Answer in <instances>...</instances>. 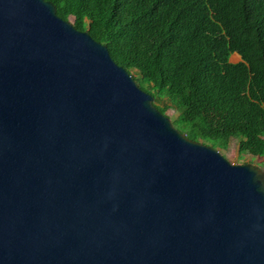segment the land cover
I'll list each match as a JSON object with an SVG mask.
<instances>
[{
	"label": "water",
	"instance_id": "95a60500",
	"mask_svg": "<svg viewBox=\"0 0 264 264\" xmlns=\"http://www.w3.org/2000/svg\"><path fill=\"white\" fill-rule=\"evenodd\" d=\"M154 99L51 0H0V264H264V169Z\"/></svg>",
	"mask_w": 264,
	"mask_h": 264
},
{
	"label": "trees",
	"instance_id": "16d2710c",
	"mask_svg": "<svg viewBox=\"0 0 264 264\" xmlns=\"http://www.w3.org/2000/svg\"><path fill=\"white\" fill-rule=\"evenodd\" d=\"M51 1L137 72L159 110L176 105L187 137L264 156V0Z\"/></svg>",
	"mask_w": 264,
	"mask_h": 264
},
{
	"label": "rangeland",
	"instance_id": "374dc122",
	"mask_svg": "<svg viewBox=\"0 0 264 264\" xmlns=\"http://www.w3.org/2000/svg\"><path fill=\"white\" fill-rule=\"evenodd\" d=\"M71 20V19H70ZM72 21V20H71ZM73 22V21H72ZM232 60H240V56L238 53H235L232 56ZM134 76L137 75V72L134 71V73H132ZM148 85L149 84H145ZM155 101V100H154ZM157 104L159 105H164V104H169L171 105L170 108L167 109L166 114L168 116H170L171 120L173 121L177 116L179 111L177 110V106L173 105L169 99L167 97H164L162 99H158L156 101ZM238 139H233V141L231 142L230 146L228 149H223L220 150L222 152V154L231 162V163H252L255 165H258L259 167H261L262 169H264V156H256V155H249L243 151H241L239 149L238 146Z\"/></svg>",
	"mask_w": 264,
	"mask_h": 264
},
{
	"label": "crops",
	"instance_id": "0c3cea01",
	"mask_svg": "<svg viewBox=\"0 0 264 264\" xmlns=\"http://www.w3.org/2000/svg\"><path fill=\"white\" fill-rule=\"evenodd\" d=\"M234 54H235V53H234ZM234 54H233V55H234ZM233 55H232V56H233ZM239 56H240V55H239ZM240 58H241V57H240ZM234 61H236V60H234ZM237 61H239V60H237Z\"/></svg>",
	"mask_w": 264,
	"mask_h": 264
}]
</instances>
